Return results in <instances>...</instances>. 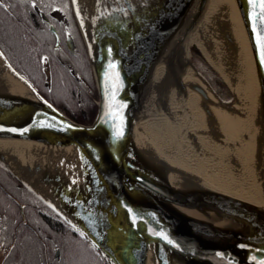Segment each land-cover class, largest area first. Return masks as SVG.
Masks as SVG:
<instances>
[{"label": "water", "instance_id": "water-1", "mask_svg": "<svg viewBox=\"0 0 264 264\" xmlns=\"http://www.w3.org/2000/svg\"><path fill=\"white\" fill-rule=\"evenodd\" d=\"M229 1L254 79L258 124L252 128V140L264 179V64L253 31V8L246 0ZM205 2L86 0L92 22L84 27L71 0L97 89L89 124L72 119L38 92L0 48L7 67L30 85L26 86L30 93L18 90L0 75V134L39 143L36 154L9 156L0 151V163L75 230L83 231L109 264H175L176 259L200 255H213L212 264H255L252 255L264 259V251H254L264 249V198L258 202L228 193L152 145L127 107L128 101L144 103L153 71L166 54L172 71L183 61L181 44ZM53 31L59 43L58 32ZM189 55L194 66L191 47ZM224 72L230 80L227 68ZM180 77L194 99L209 100L192 77L185 73ZM222 79L236 97L231 84ZM211 91L225 108L234 104ZM120 104L126 107L121 110ZM110 111L122 112V121L106 115ZM202 122L220 137L211 112L202 114ZM118 127L123 130L120 139L114 135ZM122 238L127 243H121Z\"/></svg>", "mask_w": 264, "mask_h": 264}, {"label": "bare ground", "instance_id": "bare-ground-1", "mask_svg": "<svg viewBox=\"0 0 264 264\" xmlns=\"http://www.w3.org/2000/svg\"><path fill=\"white\" fill-rule=\"evenodd\" d=\"M75 9L76 15L79 10V23L89 27L92 20L86 0H76ZM194 44L233 87L236 97L231 108H225L214 98L210 87L189 62V47L191 50L197 47ZM180 51H183V61L174 65L172 71L166 63V54L153 71L149 96L144 103L128 101V109L132 110L152 145L168 151L218 188L262 202L264 179L257 169L252 140V128L258 124L254 79L243 32L229 0H206L201 16L181 44ZM173 53H176L175 49ZM5 62L0 51V72L3 73L0 75L13 82L12 87L30 93L26 87L30 85L19 80ZM224 68H227L232 83ZM181 73L192 77L209 100L194 99L180 77ZM204 112L212 113L219 138L204 126ZM38 144L0 134V151H8L9 156L36 154ZM121 243L127 242L122 238ZM212 259L213 255H200L176 259L175 264H212ZM220 260L223 262L222 258Z\"/></svg>", "mask_w": 264, "mask_h": 264}, {"label": "trees", "instance_id": "trees-1", "mask_svg": "<svg viewBox=\"0 0 264 264\" xmlns=\"http://www.w3.org/2000/svg\"><path fill=\"white\" fill-rule=\"evenodd\" d=\"M60 10L66 13L69 0H60ZM7 8L0 9L1 45L10 59L15 58L17 69L23 73L55 105L72 117L90 119L95 109L91 94H95V81L87 49L73 20L78 42L75 55L64 61L54 50L52 35H42L41 45L25 35L23 26L17 27L9 17L27 13L25 4L6 1ZM50 11L49 2L45 3ZM7 46H4V44ZM42 48V51H41ZM13 52L15 56L13 55ZM196 61L202 72L219 91L227 92V86L204 58L193 47ZM47 58V59H45ZM11 60V59H10ZM42 70V84L36 77ZM43 81H48L44 86ZM89 116L84 119L83 112ZM11 174L0 163V250H5L0 264H107L101 253ZM25 205L24 221L20 205ZM56 247L60 255L56 257Z\"/></svg>", "mask_w": 264, "mask_h": 264}, {"label": "flooded vegetation", "instance_id": "flooded-vegetation-1", "mask_svg": "<svg viewBox=\"0 0 264 264\" xmlns=\"http://www.w3.org/2000/svg\"><path fill=\"white\" fill-rule=\"evenodd\" d=\"M6 1L12 2L14 0H5V2ZM17 1L21 4L23 3L27 6V13L18 14L17 17H9V18L13 20V23L17 27H19V26L24 27V30H25L24 32H25L26 36L29 35L30 39L34 38L41 45V43L38 41L37 38L42 39L43 34H46V35L51 34L53 37L54 50L58 53L59 56L63 57L64 61H66V62L68 61L69 56L71 54L72 55L76 54V52L78 50V42H77L76 36L74 34L73 20H74L76 25H77V23H76L74 15H73L70 3L64 2L66 4V13L63 15L61 13V10H60V5H59V3H61L60 0H39V2L41 3V7L39 10L33 9L30 6V4L24 3V2H22V0H17ZM46 2H49V5L51 6L49 12L46 11V7H45ZM77 28H78V25H77ZM53 29H55L58 32V35L60 37L59 43H57L56 35H55ZM78 30H79V28H78ZM79 33H80V31H79ZM2 37H3V35L1 34V28H0V46L3 48V46L1 45V41H2L1 38ZM3 44H4V42H3ZM4 46H6V45L4 44ZM6 47L8 49V45ZM41 51H42V48H41ZM13 55L15 56L14 52H13ZM15 58H16V56H15ZM15 58L11 57V55H10V59H11L12 63L17 67V61ZM36 79H37L38 83L42 84V70H41V73L38 74ZM43 85L44 86L48 85V81H43ZM39 90L42 93V88ZM217 92L219 93L220 97L223 100L229 101L230 95L227 92H225L224 90H221V91L217 90ZM91 97H92V101L95 103V109H94V112L92 113L90 119L80 120V119H76V118L72 117L68 113H66V114L69 117H71L72 119L77 120L81 123H86V124L91 123L93 120L95 111H96V92H95V94H91ZM82 112H83L84 119H86V117L89 116L87 114V111L83 110ZM22 207H23V209H22ZM24 208H25V205L21 203V205H20L21 214H22L24 221H26ZM55 249H56V257H59L60 248L56 247ZM57 249H59L58 254H57ZM4 253H5L4 249L0 250V258L4 257V255H5Z\"/></svg>", "mask_w": 264, "mask_h": 264}, {"label": "snow or ice", "instance_id": "snow-or-ice-1", "mask_svg": "<svg viewBox=\"0 0 264 264\" xmlns=\"http://www.w3.org/2000/svg\"><path fill=\"white\" fill-rule=\"evenodd\" d=\"M22 2L30 4V6L36 10H39L41 7V3L39 2V0H22ZM246 2L249 3L253 8V17H252L253 31L256 33V39H257V43H258V47L260 51V62L264 64V0H246ZM72 3L75 4L76 0H72ZM6 8H7V5H6L5 0H0V9L6 10ZM257 9L259 11H257ZM77 15H79L78 9H77ZM257 20L259 21V28H257ZM111 51H112L111 48H109L108 53L111 54ZM115 66L116 65L114 63L109 64L110 68H115ZM124 107H126L125 104L119 105V108L121 110ZM110 109H111V105H110ZM106 115L110 116V118L113 120L120 119L122 121L123 119L122 112L120 111H115V112L110 111L109 113H106ZM13 131L15 130L13 129ZM25 131H27V129H25ZM114 135L116 139H120L123 136L122 128L118 127ZM73 183H76V181H73ZM73 227L75 228V225H73ZM76 231L79 232L81 236L85 235V233L81 231L79 228H77ZM157 235H162L164 240H166L169 244H172V241L166 235H163L161 233H157ZM93 247H95V245H93ZM237 247L247 248L248 246L245 244H239L237 245ZM249 250L253 251V249H249ZM254 251H264V249L257 248V249H254ZM217 254L220 255V253H217ZM251 260L255 262V264H264V259H258L256 255H252Z\"/></svg>", "mask_w": 264, "mask_h": 264}, {"label": "rangeland", "instance_id": "rangeland-1", "mask_svg": "<svg viewBox=\"0 0 264 264\" xmlns=\"http://www.w3.org/2000/svg\"><path fill=\"white\" fill-rule=\"evenodd\" d=\"M197 64H198V63H197ZM199 66H200V65L198 64L197 67L199 68Z\"/></svg>", "mask_w": 264, "mask_h": 264}]
</instances>
